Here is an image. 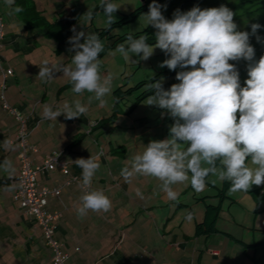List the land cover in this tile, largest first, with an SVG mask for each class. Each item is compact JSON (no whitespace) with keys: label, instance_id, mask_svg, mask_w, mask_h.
<instances>
[{"label":"crops","instance_id":"0c3cea01","mask_svg":"<svg viewBox=\"0 0 264 264\" xmlns=\"http://www.w3.org/2000/svg\"><path fill=\"white\" fill-rule=\"evenodd\" d=\"M37 8L40 11L38 5ZM18 22L24 25L21 30L14 23L8 30L4 26V41L11 47L15 58L21 59L20 64L13 67L4 58L5 70L13 71L7 78L13 77L19 82L17 75L23 76L21 86L10 85L7 104L24 117L28 141L35 149L28 151L32 166L39 167L44 163L45 156L60 153L70 173L81 182L82 170L74 162L79 158L89 159L103 153L99 156L100 167L90 188L104 192L110 199L111 208L106 213L89 211L87 215L79 216L77 208L83 190L77 184L64 186L66 177L59 169L41 172L38 176L41 186L62 188L59 198L49 200L47 210L63 211L62 219L56 224L54 237L62 244V251L69 255L67 264H264L263 244L256 248L245 247L244 244H250L231 235L238 242L228 238L239 247L226 245L229 248L221 250L216 249L213 242L207 241L211 238L200 241L202 236L197 237L195 230L192 234L191 230L186 232L182 229L187 226L184 220L187 213L194 216L193 224L196 225L204 220L205 211V208L199 206L188 212L173 208L178 201L188 200V195L183 196L187 192V182L183 183V187L182 183L173 185L178 197L169 200L161 191L159 180L142 174H135L127 180L121 176V170L130 167L131 158L141 153L133 141L138 142L152 130L148 128V119L134 117L132 123L136 127L126 128L123 125L126 123L124 118L129 116L123 110L118 109L115 103L101 106L95 99L94 102L81 103L87 111L78 118L67 119L64 114L56 120L44 118L45 105L53 111L63 112L66 104H75L67 103L69 95L66 91H72V84L63 74V68L71 65L75 53L68 54L64 46L62 55L65 57L58 58L59 63L55 66L48 63L51 56L31 46V41L37 43L41 31L33 36L32 29L27 28L21 20ZM73 29L76 31L77 27ZM99 60L100 66H103L101 55ZM44 62L52 69L51 80L38 78L39 67ZM99 71L102 77H108L102 68ZM1 80L0 77V84ZM75 95L76 99L81 97L82 101L85 98L88 101L87 91ZM2 108L0 180L8 179V182L0 186V264H52V253L46 245L42 229L12 199L19 173V124ZM114 112L116 114L112 117ZM143 127L148 129L140 131ZM159 127L166 129L165 125ZM131 129L134 130L133 138L130 135ZM116 130H128L129 133L127 135L124 132L115 140L112 134ZM168 131L161 139L169 138ZM180 205L179 209L185 207ZM186 228L190 229L188 226ZM259 231L264 232V225L260 226ZM263 237L258 243L264 241Z\"/></svg>","mask_w":264,"mask_h":264},{"label":"clouds","instance_id":"9594fccd","mask_svg":"<svg viewBox=\"0 0 264 264\" xmlns=\"http://www.w3.org/2000/svg\"><path fill=\"white\" fill-rule=\"evenodd\" d=\"M7 2L11 6L14 0ZM101 8L111 27L119 8L112 0H101ZM12 11L20 13L23 8L17 6ZM85 15L90 21L93 12ZM143 16L148 26L156 29L155 43L149 45L147 35L139 38L128 35L126 43L119 44L115 51L125 59L131 53L147 60L155 49H160L170 57L160 67L172 71L181 69L176 75L179 83L168 90H164L162 80L153 82L154 77L145 86L152 92L145 105L165 110L175 123L170 127L168 139L150 141L142 153L131 158L130 167L121 170V176L126 180L135 174L153 177L161 182L160 189L169 200L178 197L173 185L188 182L200 192L205 189L209 175L229 182L230 192L248 193L253 185H264V56L249 65L248 79L241 87L239 73L230 61H252L254 48L249 44V34L237 31L233 11L223 5L204 10L194 7L186 13L177 10L169 21L153 0ZM259 27L252 25L253 32ZM72 31L75 33V29ZM69 43L75 54L71 65L63 68V74L69 78L72 92L93 93L89 101L95 99L104 106V97L111 92L112 78L102 77L99 71L103 42L96 33L80 32ZM39 68L38 78L53 79L47 62ZM86 111L76 101L74 105L66 104L63 112L45 105L43 116L56 120L64 114L67 119H73ZM102 154L74 162L82 170L79 216L89 211L106 213L111 208L104 192L90 190ZM249 160L253 167L249 166ZM185 219L191 220V213Z\"/></svg>","mask_w":264,"mask_h":264},{"label":"rangeland","instance_id":"374dc122","mask_svg":"<svg viewBox=\"0 0 264 264\" xmlns=\"http://www.w3.org/2000/svg\"><path fill=\"white\" fill-rule=\"evenodd\" d=\"M113 3L117 5L119 8L115 13V23L121 20L122 14H129L131 11L135 10L136 8H139V6L142 5V0H112ZM36 3L40 9V12L46 17V19L51 23H57V25L53 26L51 29H45V28H37L32 29L33 36L34 33L40 32L41 34L38 36L37 43L35 41H31L32 48L36 50L38 48V51L47 53L48 56H51V59L48 60V63L52 65H57V62L59 63V59H63L65 56L62 55L64 49V46L68 49V54H70L72 51L70 50L73 45L69 43V39L73 37L74 35L85 32L86 34L96 33L98 34V30L105 29L107 24V18L103 13L102 8L98 10L97 12L93 13L92 19L89 21L87 16L85 15L88 11H94L96 6L101 5V0H36ZM208 3V2H207ZM200 6H211V3L209 2L208 5H206V2L200 3L198 5ZM148 12L143 13L135 22L130 23L129 25H126L121 28H115L112 32L113 34L116 32L117 34H124L126 32H129L131 34H135L137 32H141L143 29H145L148 24L146 22V19L143 15H146ZM0 16L2 17V21L0 19V22H3V25L8 30L9 26L14 23V25L17 28L24 27V25L21 22H18L20 18L11 11V6L8 4L7 0H0ZM18 22V23H16ZM77 27V30L75 33L72 31L73 28ZM101 41L104 44V51L100 53V55L103 57L104 65L100 66V69H103V72L107 73V76H110L112 78L111 83V92L108 94V96L104 97V100L106 103H114L113 100V91L117 90L119 87H121L122 90L126 91L129 88H134L138 83L142 81H147L150 78L154 77L158 72L162 71H172L169 70L167 67H160L162 62L165 59H168L170 57L166 56V54L161 51L160 49H155L153 55L147 59L143 60L140 58V56H135L134 54H129V58L125 59L120 53L116 52L115 49L111 48H105L106 45H110L113 41V39L109 40L107 38H100ZM81 43H83V38H81ZM62 45H59V44ZM3 48L0 50V77H1V88H0V107L4 105V103L8 102L9 95H10V85H22L23 76H18L17 82L15 78H7L4 79L2 70L4 71L6 69V64L4 62V58H7L11 65L13 67L20 64L21 59L15 58L14 54L11 52V47L4 41ZM61 46V48H60ZM36 47V48H35ZM62 50V51H61ZM60 51V52H58ZM66 53V52H65ZM61 54V55H59ZM99 55V56H100ZM142 55V54H141ZM60 56V57H58ZM101 60V59H100ZM232 61H230L231 63ZM181 70L177 68L175 71ZM240 77V84L241 87H244V81L248 79V76L246 74L239 75ZM28 80V79H27ZM171 80V78H165L162 79L163 84L168 83ZM26 83V82H25ZM4 85V86H3ZM172 86V85H171ZM8 87V90L5 91V89ZM170 89L167 88L166 90ZM144 89L134 90L131 94L122 97L123 101L120 102L118 105V109L123 110L129 117H125L126 120L125 125L126 128H134L136 127L132 120L134 117L138 118H144L148 119L150 121L148 128H151V132L147 133L146 135H143L141 139L138 140V142H134L135 147L137 145L139 151L141 153L144 151L145 146L150 141H162L161 136L166 133V130H170V127L175 123L174 119L165 111L162 109H159L155 106H146L145 100L141 102H137V97L143 92ZM67 95H69V100L67 103H75L76 101H79L80 103H88L89 97L94 96L93 93H89L88 95V101L85 98V100L82 101L81 95L79 96L80 99H76V95L74 92L69 89L66 91ZM6 94V97H5ZM108 97V99H107ZM7 98V99H5ZM7 100V101H6ZM92 102L93 99L91 100ZM96 103H99L97 101ZM136 103H139L135 106L132 112L129 113L130 108L135 105ZM4 108V107H3ZM2 108V110H3ZM5 111V109L3 110ZM1 112V110H0ZM6 113H8L6 111ZM10 116L11 114L8 113ZM166 118V119H165ZM122 119V118H121ZM166 120V122H165ZM122 121V120H121ZM118 123V122H117ZM119 124V123H118ZM162 125L166 126V129L159 127ZM125 128V129H126ZM143 127L140 131H146V129ZM130 130V135L133 138L134 130ZM128 131V130H126ZM125 130L119 131L116 130L112 135L117 139V137H120L126 132ZM169 132V131H168ZM116 135V136H115ZM129 138V137H128ZM128 140V139H127ZM131 141V143H132ZM137 143V144H136ZM115 145V143H114ZM129 159H127L128 161ZM249 166L253 167L251 165L249 160ZM223 182L219 180L218 176H212L209 175V177L206 180V187L203 191L196 192L190 185V183H186L187 190L186 193L183 194V196L188 195V200H181L178 201L175 204L174 209H178L181 211H193L194 207H202L205 208L206 205H220L221 208V215L220 219L218 220V230L220 231L219 234L210 236L207 240L209 242L214 243V247L221 250H226V245H231L232 247H235L234 245H237L234 243L233 240H230L226 234L232 235L234 237H237L238 239L243 240L247 244H253L255 242H260L261 238L264 236L263 231H259L260 226L264 225V200H261V202L257 201V196L254 197L251 192L262 194L264 192V185L261 186H255L253 185L248 193L245 192H230V183L229 188L227 189V197L223 200L217 197L218 190L222 188ZM182 183V187H183ZM261 198V197H260ZM179 204H182L183 209H179ZM194 213V212H193ZM192 215V214H191ZM186 216V215H185ZM184 220L185 217H184ZM194 216L192 215L191 220H186V225L190 227V229L185 227H182L184 231L187 232V230H191L192 234L195 230L194 222ZM203 220V219H202ZM201 222V221H200ZM253 228L255 230H253ZM257 230V231H256ZM253 236H255L253 240ZM264 238V237H263ZM202 239H205L204 237L200 238V241H204ZM239 247V245H237ZM256 248V247H255ZM253 250V254H254Z\"/></svg>","mask_w":264,"mask_h":264},{"label":"trees","instance_id":"16d2710c","mask_svg":"<svg viewBox=\"0 0 264 264\" xmlns=\"http://www.w3.org/2000/svg\"><path fill=\"white\" fill-rule=\"evenodd\" d=\"M153 2V0H144L142 5L139 8L131 11L129 14H122L121 20L116 23H113L111 27L107 26L105 29L98 30V35L100 38H107L109 40L113 39L110 45H106L105 48L116 49L119 44L126 43V38L128 35H132L134 38H139L140 35H147V43L149 45H153L155 43V33L156 29L152 26H147L141 32H137L135 34L125 33V34H113V30L115 28H121L130 23L135 22L143 13L149 11V5ZM157 4L161 6L162 15L167 20L173 19V14L179 10L181 13H186L190 11L194 7H199L200 3L206 2V5L211 3V6H200L201 10L208 8H218L220 6H226L234 13V23L237 25V31L247 32L249 34V44L254 48V58L252 61L239 60L232 61L238 71L239 75L246 74L248 71V67L250 64H255L259 61L261 56H264V0H155ZM208 2V3H207ZM22 7L23 11L20 13H15L20 20L27 26L29 29H37V28H47L51 29L53 26L57 25V23L49 22L46 17L38 10L36 5V0H14V3L11 5V11L15 7ZM101 9L100 6H96L93 13L97 12ZM13 12V11H12ZM257 24L260 27L253 32L252 25ZM191 70V69H184ZM178 71H162L158 72L154 76V81L162 80L165 78H171V80L163 84L164 90L171 87V85L179 83L176 80V75ZM248 76V75H247ZM153 78V77H152ZM152 78L147 81H142L138 83L134 88H129L126 91L122 90L119 87L117 90L113 91V100L115 105H119L121 101H123L124 96L131 94L134 90L144 89L143 92L137 97V102H141L145 100L148 96L152 95L145 86L148 83L152 82ZM136 103L130 108V112L133 111ZM116 114L113 113L112 117ZM4 182H8V179H1L0 186L3 185ZM229 188V182L224 181L221 189L218 190L217 197L221 200L227 197V189ZM251 194L256 197L257 201L261 202L264 200V192L260 194V192L255 193L251 192ZM261 197V198H260ZM179 206H181L179 204ZM221 204L220 205H206L204 211V220L195 225V235L197 237L202 236L205 239H208L210 236L214 234L220 233L216 224L220 218L221 212ZM229 238L235 240L231 235L226 234ZM238 242V241H237ZM243 243V242H242ZM264 245V241L261 243H253L252 245H245V247H256L259 245Z\"/></svg>","mask_w":264,"mask_h":264},{"label":"built area","instance_id":"2783aa9c","mask_svg":"<svg viewBox=\"0 0 264 264\" xmlns=\"http://www.w3.org/2000/svg\"><path fill=\"white\" fill-rule=\"evenodd\" d=\"M3 39V24L0 22V49L2 47ZM2 73L4 77H7L12 74V70H2ZM3 107L19 124L17 132V141L20 146V151L18 153L19 173L17 176V186L12 199L20 209L34 218L37 225L42 229L46 245L50 248L52 253L51 263L67 264L69 255L62 251V244L54 237L56 224L62 219L63 211L47 210L49 200L51 198H59L62 188H48L46 186H41L38 181V176L41 172L59 169L66 177L64 186L77 184L81 187V182L76 176H73L70 173L67 163L61 160L60 153H53L45 156L44 163L41 166L33 167L28 157V151L30 149H35L28 141V135L24 128V117L20 112L11 108L7 103H4Z\"/></svg>","mask_w":264,"mask_h":264}]
</instances>
